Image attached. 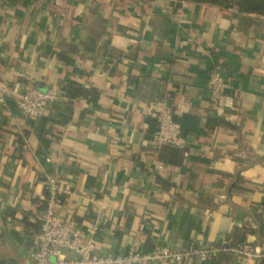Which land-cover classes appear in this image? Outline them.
Masks as SVG:
<instances>
[{
  "label": "crops",
  "instance_id": "obj_1",
  "mask_svg": "<svg viewBox=\"0 0 264 264\" xmlns=\"http://www.w3.org/2000/svg\"><path fill=\"white\" fill-rule=\"evenodd\" d=\"M28 84L62 99L30 120L17 108ZM68 84L97 101L67 98ZM0 90V262L31 260L55 179L58 220L99 255L241 240L262 256L207 264H264L263 17L187 0H0ZM167 108L179 166L155 143Z\"/></svg>",
  "mask_w": 264,
  "mask_h": 264
},
{
  "label": "built area",
  "instance_id": "obj_2",
  "mask_svg": "<svg viewBox=\"0 0 264 264\" xmlns=\"http://www.w3.org/2000/svg\"><path fill=\"white\" fill-rule=\"evenodd\" d=\"M209 90L214 99H218L222 94L223 82L217 69L211 73ZM6 96V91L0 90L1 106L5 105ZM61 99L56 90L42 91L28 84L24 86L17 108L22 116L36 120L43 116L45 109L52 107ZM156 120V147L182 148L184 142L181 138V128L174 121L171 110L167 108L159 112ZM63 194H67V191L62 189L55 179H48L45 207L39 217V230L33 240L32 258L16 264H154L158 262L185 264L192 260L207 264L220 255L245 259H256L262 256L250 243L232 247L227 240L222 241L219 246L190 245L182 250L162 248L150 253L130 250L124 255H99L93 238L81 231L71 218L58 220L56 207L62 204L60 196ZM2 229L3 224L0 221V236ZM71 255H73L72 258ZM0 264L5 263L0 262Z\"/></svg>",
  "mask_w": 264,
  "mask_h": 264
},
{
  "label": "trees",
  "instance_id": "obj_3",
  "mask_svg": "<svg viewBox=\"0 0 264 264\" xmlns=\"http://www.w3.org/2000/svg\"><path fill=\"white\" fill-rule=\"evenodd\" d=\"M189 2L210 5L219 8H235L246 15H257L264 18V0H187ZM63 94L70 99L82 98L86 102L94 104L97 101L98 93L94 89L83 90L76 88L70 84L62 88ZM219 121L208 120L207 126L212 124H220ZM186 149L174 148L170 146H162L159 150V160L167 165L179 166L182 162ZM229 242V241H228ZM243 244L240 240L237 243H230V246H238Z\"/></svg>",
  "mask_w": 264,
  "mask_h": 264
},
{
  "label": "water",
  "instance_id": "obj_4",
  "mask_svg": "<svg viewBox=\"0 0 264 264\" xmlns=\"http://www.w3.org/2000/svg\"><path fill=\"white\" fill-rule=\"evenodd\" d=\"M182 136V135H181ZM183 137V136H182ZM73 257V255H71V258Z\"/></svg>",
  "mask_w": 264,
  "mask_h": 264
}]
</instances>
